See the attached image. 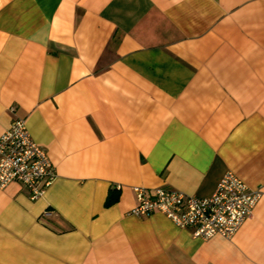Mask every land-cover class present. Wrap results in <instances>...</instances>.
<instances>
[{
    "label": "crops",
    "instance_id": "crops-1",
    "mask_svg": "<svg viewBox=\"0 0 264 264\" xmlns=\"http://www.w3.org/2000/svg\"><path fill=\"white\" fill-rule=\"evenodd\" d=\"M16 118L56 177L0 189V264H264V0H0V136ZM227 170L261 192L229 239L130 213Z\"/></svg>",
    "mask_w": 264,
    "mask_h": 264
},
{
    "label": "built area",
    "instance_id": "built-area-1",
    "mask_svg": "<svg viewBox=\"0 0 264 264\" xmlns=\"http://www.w3.org/2000/svg\"><path fill=\"white\" fill-rule=\"evenodd\" d=\"M55 177L53 164L31 137L25 120L14 119L0 136V189L18 182L31 199H36ZM133 189L137 203L131 214L146 216L160 212L200 240L217 235L229 239L251 215L261 196L259 190L249 188L232 170L223 174L214 192L207 197L169 189H157L152 194L142 187Z\"/></svg>",
    "mask_w": 264,
    "mask_h": 264
},
{
    "label": "trees",
    "instance_id": "trees-1",
    "mask_svg": "<svg viewBox=\"0 0 264 264\" xmlns=\"http://www.w3.org/2000/svg\"><path fill=\"white\" fill-rule=\"evenodd\" d=\"M107 193H108V195H107L106 200H105V206H109V205L113 204L118 198V193H117L116 189L115 190L111 189Z\"/></svg>",
    "mask_w": 264,
    "mask_h": 264
}]
</instances>
